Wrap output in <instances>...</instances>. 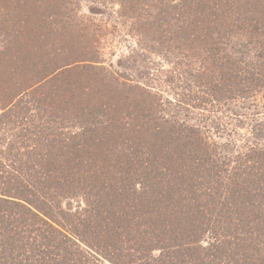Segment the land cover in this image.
<instances>
[{"label": "trees", "instance_id": "1", "mask_svg": "<svg viewBox=\"0 0 264 264\" xmlns=\"http://www.w3.org/2000/svg\"><path fill=\"white\" fill-rule=\"evenodd\" d=\"M29 1L14 7L25 6L24 16L29 9L26 19L36 11ZM135 1L123 0L120 16L143 24L150 43L168 61L167 70L159 62L157 72L188 81L191 93L166 100V106L162 95L144 84L123 88L118 84L126 76L122 72L100 80L92 72L97 65L91 64L92 69H83L92 80L88 88L82 85L86 76L80 75L71 82L77 89L58 97L67 102L76 97L84 105L76 142L56 137L51 125L45 132L35 114L18 110L17 118L14 113L7 119L15 122V140L3 157L16 173L0 176V264H100L104 259L114 264H264V162L260 152L245 151L236 142L227 148L214 113L223 101L264 90L263 78H256L264 77V0ZM6 5L0 0V29ZM39 32L11 26L0 52V84L9 81L15 90L11 99L25 95L22 100L31 106L53 99V80L63 85L70 73L64 67L70 63L55 62L62 35ZM137 36L136 46L146 49L145 32ZM47 41L53 45L44 55ZM198 49L206 57L195 67L186 61ZM78 58L74 62L91 61L93 53ZM129 105L139 111L137 120L127 118ZM195 114L201 115L198 121ZM37 127L36 152L29 150L28 140ZM130 129L135 136L127 143L133 138ZM104 134L112 139L104 140ZM71 143L68 162L79 151V164L84 154L89 159L83 165L88 191L82 193L88 201L72 211L62 207L60 197H68L74 180L52 154L55 145ZM13 189L33 196L30 203L41 200L45 207L36 208L43 216L9 198Z\"/></svg>", "mask_w": 264, "mask_h": 264}, {"label": "rangeland", "instance_id": "2", "mask_svg": "<svg viewBox=\"0 0 264 264\" xmlns=\"http://www.w3.org/2000/svg\"><path fill=\"white\" fill-rule=\"evenodd\" d=\"M20 1L22 0H6L7 11L1 21L2 29H0V52L5 50L4 45L7 44L6 41L10 39L8 31L11 26H16V28L21 25L31 26L36 30L38 29L40 34L42 33L44 36H52L53 38L62 35L63 37L61 36L60 39L57 38L56 40L57 43L55 47L57 49V55H55V57L57 58L55 59V62L58 66L70 63L64 66L70 71V73L65 76L66 81L62 79L64 81L63 85L57 82V79L56 82L55 79L53 80V86L49 92H52L51 95L54 98L49 99L47 103L43 104L44 106L40 104L29 105L28 102L22 100L26 98L25 95H22V98L11 99L13 92H15L11 87L12 85H10L11 83L7 81V84L2 83L4 86L0 84V176L6 173H16V171L8 169L3 155L5 148L9 146L11 141L14 142L15 140V135L13 134L15 131L11 128L15 122H8L7 119L11 120L12 117H15V115H13L14 113H16L15 118H17L18 110L25 111V114L28 116L35 114L41 117L46 125L41 128H43L44 131L48 128L50 131L51 128L49 127L51 125L54 135L59 139H64L72 143L77 141V132L82 134V129L79 128L80 123L78 117H80V111L83 110L84 105L82 102H78L79 100H77L76 97L68 102L65 101V99H62V97L73 92L72 89L74 86H72L71 82L76 80L80 75L86 76L82 85L88 88L89 84L92 83V80L88 78L86 74H83V69H87L88 67L92 69L90 67L91 64L97 65L96 69L92 72L95 74L98 73L97 77L100 80H109L113 76V72L115 76L116 74L118 75L119 72H122L126 75L125 77L128 76V78L130 77L134 81V83H130L128 82L129 79L124 77L122 79L123 84L121 83L122 80L118 83L123 88H128V86L131 87V85H135V83L140 85L144 84L153 89L154 93L157 92V96L162 95L164 99L162 102H164L166 106H168V104L165 103L166 100L169 99L175 102L176 98L184 97V94L190 92V89L187 86L188 81H178L177 77L171 79L172 76L167 71L157 72L155 68L159 66V62L162 63L163 68L167 70L168 61L162 60V56H160L162 53L159 54L157 52L159 51V46L153 45V42L150 43L148 37L150 32L146 33L148 30L144 28L142 23L137 24L134 19L131 20L126 18L128 15L123 17L120 16L121 3L123 0H45L42 2L43 4L39 0H30L31 2H29L35 6L36 11H34V15L28 19H26V13L30 10L26 9L27 12H25L24 16L23 12L25 6H22L23 8L20 10H14V7ZM132 2L136 3L135 0H132ZM58 4L59 6L56 9L55 5ZM130 13L131 15H134L132 14L133 12ZM138 14L141 13L138 12ZM28 29L31 30L30 27ZM47 32L52 34L47 35ZM139 32L140 34L141 32H145V36H147L145 40V42L148 43L146 49L136 46V39H138L137 35ZM142 37L143 35H141V38ZM203 41V45H205L206 42L205 40ZM44 44H46V46L42 49V54L45 55L47 50L50 49L53 44L52 41H47ZM150 45L155 48H151ZM97 46L102 52H99ZM202 50L203 49H198L193 54L192 58L186 62L192 63V66L195 64V67H197V64H199L202 58L206 57ZM92 53L93 60L74 62V60L79 59V55L89 56L92 55ZM143 53H146V55H143ZM137 61L138 63H136ZM76 64H80L78 65L79 67L77 66L78 68H75ZM140 65L142 66L139 69L138 66ZM99 67H106V69L100 71ZM29 69L33 71L35 70V66L29 67ZM88 72L90 73V71ZM126 72H129L130 75ZM256 78L259 80L263 78L261 82L264 84V77L256 75ZM113 79L117 80L118 78ZM20 80L25 81L27 79L20 77ZM76 89L77 87H74V90ZM55 94H58V96H55ZM59 95H62V97L58 99ZM134 103H136V100ZM228 106H231L235 113H232ZM127 109H129L127 113L129 115L131 114L130 116L127 114V118L131 117V119L137 120L139 111L130 105ZM198 110L201 111L202 108ZM214 113L219 119H221L222 124H220V129L223 142H227L226 147L234 148L232 144L236 142V145L239 148L241 146V149H244L245 151L250 152L251 150L249 149H254V154L255 152H260L257 156L258 159H260L259 161L263 163L264 90L260 93L252 92L250 93V96L247 97L236 96L229 100L228 104L223 101V103L215 107ZM200 116V114H195L194 119L198 121ZM73 119L77 122L76 126H74ZM39 128L40 127H37L36 131H31L33 135L30 134L28 140L32 142L30 143L29 150H35L36 152V138L34 136ZM250 130H254L255 132L259 131L260 133L254 135L250 133ZM21 133H24L23 135H25V133H29V130ZM128 136L133 137L132 139L125 141L130 143L134 139L135 133H131L130 129ZM110 139H112L110 134H104V140L109 141ZM215 140L222 142L221 140ZM72 143L67 146L57 144L54 146L52 152L54 162L57 163V165L63 164V170L68 171L67 175L69 181L73 182L74 180L72 184H68V187L72 188V191L68 192V197H60L62 200V207L65 210L70 211L76 209L80 205L83 207L85 202L87 204L88 200L86 201L83 199L82 193H84L85 196L87 195L86 190L88 191V179L85 173H89L86 171V167L83 166L89 162V159H86L85 154L83 155L80 164L77 160L82 156L80 151L75 155L73 162H68L70 160L68 153L74 149ZM136 144H139V141H137ZM19 150H21V148H19ZM21 152L23 151L21 150ZM22 157L25 158L24 155H22ZM91 165H93V161L89 166ZM75 168L78 169V174L71 173L73 171L72 169L75 170ZM91 169L92 168H89L90 172ZM70 174L72 176H69ZM2 185L3 184H0V187H2ZM9 195L12 196L9 197L12 200L23 203L27 208L29 207L36 211L40 216H43L42 212L36 208V205L37 207H41V209L45 207L41 200L31 201L32 203H30L29 199H34V197L27 196L28 194L26 195L25 193L18 192L16 189L11 190ZM22 197L25 200L22 199ZM100 264L114 263L104 259Z\"/></svg>", "mask_w": 264, "mask_h": 264}]
</instances>
